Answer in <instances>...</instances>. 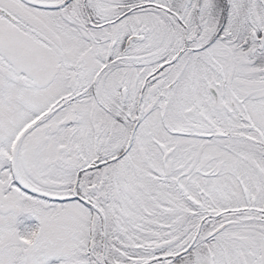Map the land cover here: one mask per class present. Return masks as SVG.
I'll return each instance as SVG.
<instances>
[{
    "label": "snow or ice",
    "instance_id": "1",
    "mask_svg": "<svg viewBox=\"0 0 264 264\" xmlns=\"http://www.w3.org/2000/svg\"><path fill=\"white\" fill-rule=\"evenodd\" d=\"M0 264H264V0H0Z\"/></svg>",
    "mask_w": 264,
    "mask_h": 264
},
{
    "label": "flooded vegetation",
    "instance_id": "2",
    "mask_svg": "<svg viewBox=\"0 0 264 264\" xmlns=\"http://www.w3.org/2000/svg\"><path fill=\"white\" fill-rule=\"evenodd\" d=\"M35 223H37L34 219L32 220V224H35Z\"/></svg>",
    "mask_w": 264,
    "mask_h": 264
},
{
    "label": "rangeland",
    "instance_id": "3",
    "mask_svg": "<svg viewBox=\"0 0 264 264\" xmlns=\"http://www.w3.org/2000/svg\"><path fill=\"white\" fill-rule=\"evenodd\" d=\"M32 223V222H31Z\"/></svg>",
    "mask_w": 264,
    "mask_h": 264
}]
</instances>
